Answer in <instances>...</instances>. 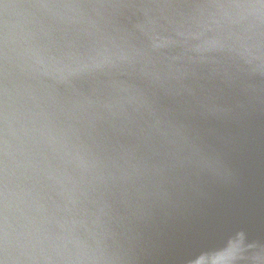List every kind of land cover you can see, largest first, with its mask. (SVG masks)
I'll return each mask as SVG.
<instances>
[{
    "label": "water",
    "instance_id": "95a60500",
    "mask_svg": "<svg viewBox=\"0 0 264 264\" xmlns=\"http://www.w3.org/2000/svg\"><path fill=\"white\" fill-rule=\"evenodd\" d=\"M100 3L129 5L103 44L140 53L132 75L77 71L106 54ZM205 91L227 111L193 115ZM0 238V264H221L264 243V4L0 0Z\"/></svg>",
    "mask_w": 264,
    "mask_h": 264
},
{
    "label": "clouds",
    "instance_id": "9594fccd",
    "mask_svg": "<svg viewBox=\"0 0 264 264\" xmlns=\"http://www.w3.org/2000/svg\"><path fill=\"white\" fill-rule=\"evenodd\" d=\"M127 6L129 5L115 3H100L87 6L104 10L103 13L99 14L98 19L92 23L97 27V31L101 35L102 46L106 54L93 59L91 62L77 69V71H81L85 75H93L97 78L110 77L116 73L132 75L136 72V65L140 63V53L134 49H126L117 45L109 48L106 44H103V41L106 39L105 25L107 23V16L109 15L108 10ZM70 7L84 6L72 5ZM215 7L225 9L242 6L219 4L215 5ZM132 87L139 88L146 93L155 94L156 83L152 79H144L140 84H133ZM188 103L192 114L199 117L210 118L227 111L220 106V98L211 91L193 93ZM188 164L191 169L208 179L226 181L230 178L227 169L215 157L199 152H192L189 155ZM219 259L221 264H264V243H237Z\"/></svg>",
    "mask_w": 264,
    "mask_h": 264
},
{
    "label": "snow or ice",
    "instance_id": "6c2138e0",
    "mask_svg": "<svg viewBox=\"0 0 264 264\" xmlns=\"http://www.w3.org/2000/svg\"><path fill=\"white\" fill-rule=\"evenodd\" d=\"M260 2H261V3H264V0H260ZM0 239H2V238H0Z\"/></svg>",
    "mask_w": 264,
    "mask_h": 264
}]
</instances>
